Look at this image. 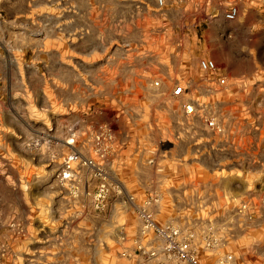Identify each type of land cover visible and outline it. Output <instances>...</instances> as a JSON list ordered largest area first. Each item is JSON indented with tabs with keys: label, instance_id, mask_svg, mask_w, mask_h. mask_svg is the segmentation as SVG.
I'll return each mask as SVG.
<instances>
[{
	"label": "rangeland",
	"instance_id": "1",
	"mask_svg": "<svg viewBox=\"0 0 264 264\" xmlns=\"http://www.w3.org/2000/svg\"><path fill=\"white\" fill-rule=\"evenodd\" d=\"M71 1L0 0V264H142L153 249L146 264H178L143 230L142 207L189 235L199 264L227 253L264 264L260 153H246V129L224 100L216 134L170 92L171 77L197 80L200 55L229 68L224 23H211L191 55L164 34H135L151 15L138 2L153 0ZM165 64L174 68L155 69ZM10 132L39 142L9 147ZM232 138H241L234 151ZM72 151L103 170L102 208L91 167L76 162L60 178Z\"/></svg>",
	"mask_w": 264,
	"mask_h": 264
},
{
	"label": "built area",
	"instance_id": "2",
	"mask_svg": "<svg viewBox=\"0 0 264 264\" xmlns=\"http://www.w3.org/2000/svg\"><path fill=\"white\" fill-rule=\"evenodd\" d=\"M240 0H153L150 9L147 3L139 1L142 6L147 7L152 16L158 18L169 19L173 24L172 27L181 33H185L190 29H198L208 24L212 19L223 17L227 20H234L238 15V3ZM141 6V7H142ZM171 18V19H170ZM165 40L170 42L173 48H182V36L189 34H164ZM194 39L199 41L201 34H194ZM152 50H150L151 53ZM148 53L147 55H150ZM156 55V54H155ZM160 58V55L158 56ZM197 57V56H196ZM197 80L191 76L171 77L173 81L171 87V95L179 101L181 113L186 118L198 116L203 120L204 126L216 134H223L225 131V124L223 120L216 113L217 107L223 102L222 94L226 93L228 87V77L221 67L218 66L214 59L210 57H197ZM173 65L165 64L163 67H156L155 69L170 70ZM150 69V68H148ZM150 84L158 86L160 81L158 79H149ZM194 86V87H193ZM203 87V88H202ZM203 89L204 93L200 94ZM214 95V99L202 100L201 97ZM211 104L213 106L211 107ZM38 135V130H33ZM6 144L12 147L13 144H19L27 147L28 142L31 145H36L39 142V137L36 136L30 140L16 136L10 132ZM79 162L84 166H89L94 172V176L100 179L96 191L93 194L96 208H102L106 194L108 193V186L103 175V170L92 159L81 157L76 151L69 153L62 161V169L59 173L60 178L67 180L71 177V171L74 163ZM131 198V197H130ZM246 204H242L239 212H243ZM142 218L143 230H152L159 241L158 251L161 252L167 261L170 263H187L199 264L198 255L195 248L190 242L189 235H182L179 228L172 224H159L154 221L151 213L145 208L138 209ZM210 244L209 241L206 243ZM156 251L151 250L147 257L142 261L146 264L147 260L155 256ZM221 264H236L233 254L227 253L222 256Z\"/></svg>",
	"mask_w": 264,
	"mask_h": 264
},
{
	"label": "crops",
	"instance_id": "3",
	"mask_svg": "<svg viewBox=\"0 0 264 264\" xmlns=\"http://www.w3.org/2000/svg\"><path fill=\"white\" fill-rule=\"evenodd\" d=\"M65 1L52 0V5L60 7ZM68 2L71 4L72 1ZM147 19L144 28L135 34H189L182 36V45L191 55L194 52V34H205L211 23H224L222 29L223 32H228L230 52L229 68L221 67L228 77L224 102L237 123H243L246 129L243 138L244 150L250 156H256L255 153L259 152L262 157L261 164L264 165V0H240L238 15L234 20L220 16L212 19L200 30L190 29L185 33L172 27L173 24L168 21L173 20L152 15ZM233 60L236 62L234 68ZM249 130L250 134L247 133ZM228 144L234 151L238 145L242 146L241 138H232ZM226 161L228 166H235L233 159L228 158Z\"/></svg>",
	"mask_w": 264,
	"mask_h": 264
}]
</instances>
